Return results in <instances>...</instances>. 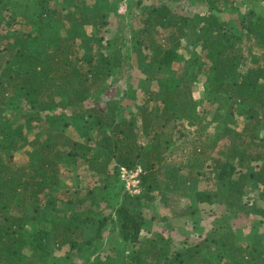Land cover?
<instances>
[{
  "label": "trees",
  "instance_id": "1",
  "mask_svg": "<svg viewBox=\"0 0 264 264\" xmlns=\"http://www.w3.org/2000/svg\"><path fill=\"white\" fill-rule=\"evenodd\" d=\"M58 1L0 0V264L89 260L110 222L130 264H264V14L227 0H204L205 14L190 17L163 3L140 8L131 43L140 91L155 105L131 90L128 110L123 98H104L124 58L117 37L99 34L106 8L89 15L87 0ZM19 18L31 31L13 28ZM68 123L94 133L73 141L60 128ZM20 151L25 161L14 159ZM71 161L98 184L65 186L61 166ZM137 167L140 193L121 195L120 168ZM156 190L184 198L190 214L215 201L223 209L209 232L177 248L140 214ZM31 223L42 226L26 236Z\"/></svg>",
  "mask_w": 264,
  "mask_h": 264
},
{
  "label": "rangeland",
  "instance_id": "2",
  "mask_svg": "<svg viewBox=\"0 0 264 264\" xmlns=\"http://www.w3.org/2000/svg\"><path fill=\"white\" fill-rule=\"evenodd\" d=\"M227 1L232 2L233 5L237 8H240L242 12L248 8H251L255 12L264 14V0ZM15 2L16 1H14V3ZM61 2V0L58 1V3ZM158 3L166 4L172 11L186 17H190L195 13L204 15L206 12V4L204 0H141V6L138 5V0L86 1V6L89 10V15H92L96 10L99 9V7L106 8L107 14L109 15L107 19L108 25L106 26V28L108 29L100 30L99 34L103 35L106 39L110 40H112L114 37H117V45H122L124 55V58L122 60L123 67H121L120 70H117V72L115 71L108 94L105 93L106 95L104 96V98L107 99L111 95H113L115 98H123V101L121 102L123 109L126 108L130 110V108L134 104L132 97H130L132 93L131 90H134V92L136 90V101L138 104L147 103L149 107L155 105V102L153 101L145 102V100L149 98V95L148 97H146V95H144L140 91V87L143 80L142 78L145 77V75L140 70L141 65H139L138 63V55L133 50V46L131 43V34L137 31L140 27V8L156 5ZM11 6L13 7L14 5ZM7 15L8 12L5 10L0 12V16L2 17H6ZM29 17L30 15L28 16V20H30ZM234 17V15L228 13H217V18L221 22H229V20L233 19ZM21 21L22 19H17L13 28L17 29L20 32H26L28 30L31 31L32 24L28 23V25H23V22L21 23ZM59 31V33L62 32L61 30ZM84 31L90 33V31H94V28L87 26L85 27ZM183 45L187 46L188 48L182 46L179 52L182 54H187V49L192 48L188 44L184 43ZM174 67H178V65L175 64ZM199 88L200 87L198 86V84L194 85L193 90L196 97H198V92L200 90ZM60 128L62 129L63 134L73 141H81L80 139L82 134L92 136V134L94 133L93 130H88L86 127H80L78 129V127L76 128V126L72 123H68L66 126H61ZM35 133L36 130H30L29 138L32 139V136H34ZM13 156L14 159L18 162L26 160V155L24 151L14 152ZM175 162V168L179 169V167L181 166L180 159L176 157ZM175 168H172L171 171H174L173 169ZM184 169V166H182V170ZM158 178L159 180H164L163 177ZM61 180L65 186H70L81 190H83L84 188H91L95 184H98V182L96 181V176L91 175L89 170L85 167L77 168V166L74 165L73 161L64 165L62 164ZM138 180L140 184L139 177ZM127 186L128 183L124 181V187L120 194H125L127 195V197H130V194L126 189ZM199 187L201 188L200 184ZM199 187L197 186L198 189ZM114 189H116V187H114ZM113 192L114 190L108 191L109 195L111 196ZM213 192H216V188H213ZM150 196H152L151 201H149L147 197L143 199V207L140 210V214H142V217L145 221V227L151 228L153 231L163 232V234L171 238L174 246L177 248L182 244H186L191 241H196V236H198L200 232L202 234L209 232L214 224V219L218 218V216L221 214V210L223 209V204L219 203L218 201H215L213 205L210 203L199 204L196 213L190 214L186 211L188 205L187 203H184V198L179 197L178 199V197H172L170 193H166V195H161L157 190L154 191ZM120 197L121 196L117 197L115 201L112 202L113 205H119L121 200ZM104 207L105 205L102 203L101 208L103 209ZM58 209L60 212L63 213L69 212L70 210L67 205H61L59 203ZM93 211L95 210L93 209ZM108 211L109 210H106L105 212ZM40 226L42 225L39 223L27 224V226H25L24 228V233L26 234V236H29L35 230H37V228H40ZM201 227L203 228L202 231L200 229ZM247 230L248 228L245 229L243 232H247ZM87 232L89 234L88 227L86 228V232L83 236L84 240L87 237ZM242 239H245V237L243 236ZM123 249L125 250L124 254L127 255L129 252L128 246L121 240L120 236L118 235L117 226L114 223L110 222L103 231L100 244L98 245L97 253L95 256H91L89 260H86V257H83V255L80 257H71L70 260L61 261L59 264H130V261L127 259V256L119 255V251ZM66 250V247L60 250H54L53 256L60 257L64 254ZM26 252H31V245L28 247V250H26Z\"/></svg>",
  "mask_w": 264,
  "mask_h": 264
},
{
  "label": "built area",
  "instance_id": "3",
  "mask_svg": "<svg viewBox=\"0 0 264 264\" xmlns=\"http://www.w3.org/2000/svg\"><path fill=\"white\" fill-rule=\"evenodd\" d=\"M141 172L137 167L135 170H129L127 168H120L121 179L128 183L127 191L130 195H136L140 193L138 175Z\"/></svg>",
  "mask_w": 264,
  "mask_h": 264
}]
</instances>
